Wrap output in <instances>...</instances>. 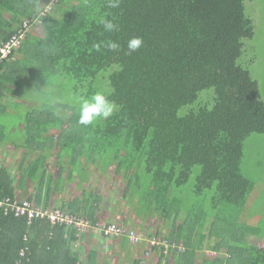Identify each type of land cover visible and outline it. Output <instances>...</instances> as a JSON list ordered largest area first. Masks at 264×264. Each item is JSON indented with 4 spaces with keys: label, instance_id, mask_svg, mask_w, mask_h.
Listing matches in <instances>:
<instances>
[{
    "label": "trees",
    "instance_id": "1",
    "mask_svg": "<svg viewBox=\"0 0 264 264\" xmlns=\"http://www.w3.org/2000/svg\"><path fill=\"white\" fill-rule=\"evenodd\" d=\"M40 1L17 0L18 15L0 20V46L25 22L42 29V36L35 37L27 28L19 48L0 63V119L7 114L5 106H13L9 99L18 89L33 92L69 82V103L37 100L25 128L30 139L25 149H57L58 167L68 170L67 180L77 172L79 185L89 186L80 198L55 209L92 226L112 225L108 218L100 223L96 213L102 197L90 181L97 167L102 174L114 169L125 183L123 199H130L134 215V226L126 228L173 219L163 237L181 244L184 252L172 258L156 253L158 264H264V249L249 244V238L262 232L246 222L240 230L227 228L219 217L228 208L241 212L255 186L243 160L246 141L264 135L260 73L252 72L258 54L251 44L262 14L252 19L247 6L260 1L121 0L115 9L106 0H54L48 7ZM105 16L119 31L104 32L99 20ZM131 37H141L143 45L126 54ZM108 40L121 48L109 50ZM108 90L119 110L107 120L80 125L74 98ZM60 111L71 114L64 117ZM46 126L58 132L49 142ZM38 135H46L45 145L37 144ZM7 142L0 120V146ZM47 155L27 164L29 155H24L18 180L0 167V197L18 198L16 189L30 181L38 193L27 200L46 208L42 192L48 195L64 184L61 177L53 182L46 176ZM204 201L211 208L205 209ZM78 235L72 226L29 221L0 209V264H95L96 252L81 259ZM102 238L119 240L123 247L130 244L126 236ZM206 249L221 257L199 261L198 254Z\"/></svg>",
    "mask_w": 264,
    "mask_h": 264
},
{
    "label": "rangeland",
    "instance_id": "2",
    "mask_svg": "<svg viewBox=\"0 0 264 264\" xmlns=\"http://www.w3.org/2000/svg\"><path fill=\"white\" fill-rule=\"evenodd\" d=\"M17 0H0V20L4 21L7 20L10 15L9 13H13L15 15H18L17 11L14 8V3ZM54 0H41L40 5L43 4L45 7L50 6L51 3ZM260 5L258 3L253 4L251 6H247V9H251L250 12H252L253 17L252 19H259L258 15L262 14V23L257 26V29L255 31V37L251 41V44L254 43L253 47L256 45L257 49V58L254 60L255 64L252 66V72L254 76H257V74L260 73V79L259 84L261 86L260 92L262 99H264V0H259ZM261 6V7H260ZM43 7V6H42ZM261 8V12H260ZM259 11V14H258ZM28 33L30 35H34L35 37L42 36V29L40 25L36 26L35 23L31 24V27L28 30ZM250 43V42H248ZM250 59H253V55ZM69 82H59V84L55 83L53 87L50 89L48 88H39V91H27V90H17L19 94H15L14 96L10 97L9 102L13 103V106H5L7 114L3 117H1V124L3 125V129L6 131V138L7 141L11 142L13 145H15V151L21 150L20 148L25 147V141L30 140L26 137L25 128L28 126L27 122V114L32 109H35L34 107L38 106V103H47L50 101H55L58 104H67L69 103V97L67 93L66 86ZM47 89V90H46ZM50 93L44 94L43 92ZM39 100L40 102H36ZM46 105V104H45ZM17 107V108H15ZM57 115V111H54ZM71 114L70 112L65 111L62 113H58V115H63L64 117H69ZM60 125V124H59ZM57 128L52 129L51 126H46L43 131L48 132L50 137L47 139L48 142L54 138V136H57L58 132H55ZM43 131H41L43 133ZM40 132V131H39ZM44 132V133H45ZM40 135L37 136V144L41 142ZM47 141V140H46ZM63 145V144H62ZM50 148V146H47V149ZM57 148V147H56ZM25 149V148H24ZM26 154L31 157V161L36 159L38 154L35 152L28 151L27 148L25 149ZM47 152V150H46ZM66 151H62V155H65ZM45 153V152H44ZM244 160H243V169H245L247 177L250 178L255 184L254 190L251 193L250 197L248 198V201L246 203L245 208L239 212L236 209L228 208L225 212V215L219 214L220 219L224 221L226 225H228L227 228H232L233 230H240V226L242 223L246 222L248 227L252 228H258L259 231L262 232L261 237H251L249 238V244L255 245L261 249H264V135L262 136H254L248 139L245 143V149H244ZM69 155V154H68ZM69 159V157L67 156ZM55 159V158H54ZM17 162V161H16ZM53 162V163H52ZM10 163V162H9ZM43 163H46L44 160ZM51 165H54L55 161L50 162ZM100 164V163H99ZM82 165V164H81ZM53 167V166H52ZM81 167V166H78ZM87 171H92V168H88L85 166ZM92 169V170H91ZM100 171V172H96ZM52 172L54 173V169L52 168ZM93 172V171H92ZM102 171L97 167V170L95 169L94 172L91 174V181L90 185L94 187L97 191V193L102 197V202L100 204V213L99 217L102 218V216H106L107 218L115 225H121V226H134V215L130 211V199H123V188L125 186V183L120 180V177L116 174L114 169H109L106 173H101ZM84 175V174H83ZM18 177V175L16 176ZM82 176H77V180H81ZM81 184V183H80ZM81 187V186H80ZM75 189V184L72 182L70 186L68 185L66 191L70 197L76 196L74 194L77 193V191L81 194L82 189L89 188V186L86 184L85 186L82 185L81 188ZM66 191L63 192L62 198L64 199L66 197ZM87 192L92 191L86 190ZM59 196V195H58ZM20 200L27 199L25 196L18 197ZM206 204H203L205 209H207L209 206L211 208V205L208 204V201H204ZM47 209H55L53 206L46 207ZM110 212V214H107V212ZM242 215H241V214ZM231 214V216H230ZM241 215L238 217V215ZM232 217V218H231ZM146 220H149L146 218ZM173 222V219L170 218V220L164 222L163 220L156 222V223H150L152 225V228L156 231H160L162 236H165L167 233V229L170 228L171 223ZM165 223V227L162 226ZM137 229V227L133 228ZM98 230L96 231H89L88 233H84V236L82 238L86 239L88 241L87 247H91L95 241L99 242L100 234H98ZM99 236V239L93 240L95 237ZM262 238V239H260ZM103 239V238H102ZM112 240V239H110ZM215 241V240H214ZM85 244V243H84ZM91 244V245H90ZM117 244H113V247ZM215 245V242H211L210 246L213 247ZM86 247L85 251L83 250L84 254L87 253L88 248ZM123 251H125L123 249ZM122 251V252H123ZM129 251H127L128 253ZM141 260H144L143 254L140 252V250L137 251V253ZM134 252H131L132 256H124L121 254L120 256L116 254H113V259L111 258V262L109 264H131L132 257L135 255ZM198 260L201 259L211 261L215 258L221 257V255H216L214 252H212L209 249L203 250V252L198 254ZM198 261V262H199ZM146 264H154L152 261L149 262V260L145 261ZM144 262V264H145Z\"/></svg>",
    "mask_w": 264,
    "mask_h": 264
},
{
    "label": "built area",
    "instance_id": "3",
    "mask_svg": "<svg viewBox=\"0 0 264 264\" xmlns=\"http://www.w3.org/2000/svg\"><path fill=\"white\" fill-rule=\"evenodd\" d=\"M27 28H29V23H23V29L19 30L9 41L0 46V63L9 56L13 49L19 48ZM0 209H4L6 213L10 212L15 217H25L29 221L39 219L47 220L52 225L72 226L78 230L79 238L84 236V233L96 230H98V234L102 237L120 239L122 236H126L130 245L141 249L145 260H152L154 264H158V255H155L156 253H161L164 256L172 258L173 255L184 252L181 244L170 242L165 237L157 235L155 230L151 229L149 221H145L142 228L137 229H128L115 224L110 226H92L89 221L73 216L67 212L43 208L32 201L26 199L20 200L18 198L10 199L0 197ZM142 264H144V260Z\"/></svg>",
    "mask_w": 264,
    "mask_h": 264
},
{
    "label": "crops",
    "instance_id": "4",
    "mask_svg": "<svg viewBox=\"0 0 264 264\" xmlns=\"http://www.w3.org/2000/svg\"><path fill=\"white\" fill-rule=\"evenodd\" d=\"M26 137H27V135H26ZM39 138H40L41 142L38 145H40V146L45 145L46 143H44V139L46 138V135H45V138H41V137H39ZM35 141L37 142V140H35ZM15 147L16 146L13 145L9 141L0 146V167H6V168L10 169L12 172V175H14V176L18 175V177H17V180H18L19 179V171L21 168L22 160H23L22 158L24 157V155H26V152H25L24 148H20L21 150L15 151L14 150ZM41 149H42V151L38 150V152H36V150H35L34 153L36 152L39 155V154L45 152L46 154H48L47 156H45L46 157V163H45L46 176L51 175L53 182H58L60 180L59 179L60 177L62 178V180H64V184H63V186L60 187V189L53 187L48 192V195L46 194V191L42 192V194H41L42 198L46 199L45 200L46 204H47L46 207L53 206L54 208H58L62 204L65 205V204L69 203V201L73 202L76 198H80L82 193L80 194L77 191V193L74 194L76 196L70 197L69 194L72 192H70L68 194V192L66 191L68 185L70 186V184L72 182L75 184V189H77V185H78V188L80 187L79 180L76 179V177L78 176L77 172H75L74 174H71L73 176L71 180L70 179L67 180V175L69 173L68 170L62 172V169H59V167H58L59 160H58V156H57L58 155L57 149H54L50 152V148L47 149V145L45 146V148H41ZM46 150H47V152H46ZM30 161H31V157H29L27 159V162L25 160V164L29 163ZM51 161H55L54 165H51V163H50ZM66 161H68V159H66ZM52 168L54 169V173L52 172ZM64 191H66V194H68V195H66V197L63 199L62 195H63ZM37 193H38V191L36 189L35 184L31 183L30 181L26 182V184L24 185L22 190H20L19 188L16 189V194L18 197L25 196V198H28V197L32 198V196H37ZM33 202H34V200H33ZM34 203H36V201ZM41 206H43V205H41ZM99 213H100V211L98 210L96 215L100 219V223L105 224L106 219H107V215L102 216V218H101V217H99ZM107 214H110V212L108 211ZM82 237L80 238V241L77 243V246H76L77 250L79 252H81V259L83 261H87V259L89 257V252H96L97 257L95 258V261H94L95 264H105L104 260L106 257H108V263L107 264H109L111 262V258L113 259L112 255L115 254V252L119 256L121 254L123 256L125 254H127L126 256H132L131 252H134V254H135V253H137L138 250H140L139 248H135V247L131 246L130 244H128L127 247H123L119 240H115L117 242V244L113 247V244L115 243V241L110 240V239L106 240V239H102V238H100L99 242L95 241L93 243V245L90 244L91 247L88 248L87 247L88 241ZM97 239H99V236L95 237L93 240H97ZM86 247L88 248V251H87V253L84 254L83 250L85 251ZM123 249L125 251H123ZM127 251H129V252L127 253ZM139 257L140 256L138 254H135L132 257L131 264H134L135 260H137ZM154 259H156V257H154ZM150 261H152V260H149V262ZM145 264H146V262H145Z\"/></svg>",
    "mask_w": 264,
    "mask_h": 264
},
{
    "label": "clouds",
    "instance_id": "5",
    "mask_svg": "<svg viewBox=\"0 0 264 264\" xmlns=\"http://www.w3.org/2000/svg\"><path fill=\"white\" fill-rule=\"evenodd\" d=\"M120 3L121 0H106L109 9L118 8ZM99 23L102 25L104 32L111 33L119 31V25L115 23L114 20L108 19L106 16L101 17ZM142 45L143 40L141 37L129 38L126 43V54L138 51ZM105 46L111 51H118L121 48V45L118 42L112 40L106 41ZM110 95L111 90H108L97 91L87 97H75L74 102L79 105L78 123L83 126H88L98 119L107 120L110 118L119 110L118 105L109 99Z\"/></svg>",
    "mask_w": 264,
    "mask_h": 264
}]
</instances>
